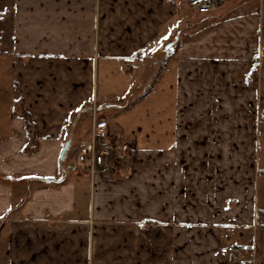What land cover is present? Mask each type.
<instances>
[{
  "label": "crops",
  "instance_id": "0c3cea01",
  "mask_svg": "<svg viewBox=\"0 0 264 264\" xmlns=\"http://www.w3.org/2000/svg\"><path fill=\"white\" fill-rule=\"evenodd\" d=\"M192 1L0 0V264H264V0ZM93 114L116 157L90 176L59 155Z\"/></svg>",
  "mask_w": 264,
  "mask_h": 264
},
{
  "label": "built area",
  "instance_id": "2783aa9c",
  "mask_svg": "<svg viewBox=\"0 0 264 264\" xmlns=\"http://www.w3.org/2000/svg\"><path fill=\"white\" fill-rule=\"evenodd\" d=\"M224 0H193L191 7L197 12L206 14L215 10ZM94 110V102L92 111ZM113 139L109 134L107 120L92 116L90 136L79 141L77 145L76 166L79 170L86 171L90 176L103 174L108 169H114L113 161L116 157L112 152ZM228 238V235H227ZM219 253L227 261L240 260L241 250L236 245H225L219 248Z\"/></svg>",
  "mask_w": 264,
  "mask_h": 264
},
{
  "label": "rangeland",
  "instance_id": "374dc122",
  "mask_svg": "<svg viewBox=\"0 0 264 264\" xmlns=\"http://www.w3.org/2000/svg\"><path fill=\"white\" fill-rule=\"evenodd\" d=\"M234 1H237V0H224V1H222L221 2V4H219L218 6H220V5H227V4H229L230 2H234ZM218 6L215 8V10H217V8H218ZM214 10V11H215ZM243 10H245V7L244 8H242L241 9V11H243ZM232 13H235V11L233 10V12ZM263 34H264V30H263ZM264 41V40H263ZM156 60L158 59V57L156 56V57H154ZM153 58V59H154ZM153 59H150L149 60V62H148V65H147V67H145L142 71H141V73H140V75H139V77L140 78H143L144 80L147 78V76H148V74H149V71H150V68H151V65H152V63H153ZM156 68H157V65H155L153 68H152V72H151V74H150V78H152L153 77V74L155 73V71H156ZM262 69H264L263 67H262ZM264 90V89H263ZM141 91H144V88L142 89V88H140L137 92H141ZM263 94H262V97L264 98V92H262ZM99 110H101V109H99ZM98 110V111H99ZM90 131H91V127H90V121H89V117H86L85 119H84V121H82V123H81V135H82V137H88L87 135H89V133H90ZM77 145L78 144H76L75 145V147H73L72 149H70L69 150V153L67 154V157L68 158H70V159H72V162L74 163V162H76V156H77ZM260 163H261V166L264 168V138H262V140H261V142H260ZM66 157V158H67ZM118 162V161H117ZM75 166H76V164H75ZM76 168H77V166H76ZM118 168V167H117ZM121 168V169H120ZM78 169V168H77ZM79 170V169H78ZM120 170V172L123 174L125 171H126V169H124V167L122 168L121 166L118 168V171ZM80 171H82V170H80ZM86 172V171H85ZM117 175V177H119L121 174H119L118 175V172H115ZM100 175V174H99ZM258 204H259V207H260V210H261V212H260V214L262 215V218H261V221H263L264 222V170H263V173H261L260 174V178H259V183H258ZM140 223H142V224H145L144 226L145 227H147V228H149L150 229V231H151V229L155 226V225H157L156 224V222L153 220V219H149V221L148 222H140ZM147 225V226H146ZM143 226V225H142ZM151 233V232H150ZM139 236H141V235H139ZM131 237H132V235H130V239H131ZM123 237H122V233H116V232H110V233H108V234H106V233H104V241H111V240H117V239H122Z\"/></svg>",
  "mask_w": 264,
  "mask_h": 264
},
{
  "label": "trees",
  "instance_id": "16d2710c",
  "mask_svg": "<svg viewBox=\"0 0 264 264\" xmlns=\"http://www.w3.org/2000/svg\"><path fill=\"white\" fill-rule=\"evenodd\" d=\"M212 12H213V11H212ZM212 12H209V13H206V14H203V15H207L206 17H208L209 14H211ZM204 17H205V16H204ZM162 47H163V48L166 47V44H165L164 46H162ZM176 47H177V40H176L175 42H173L169 47H167V48L165 49L167 53L164 52L165 50H164L163 48L161 49V50H163L164 54L161 55L160 57H158L157 60L154 58V59H153V63H152L151 68H150V74H151V72H152V68H153L155 65H157L156 71H155V73L153 74V77H152V79H151V83H150V85H149L144 91H141V92H137V91H138V90H137L138 88H136V89H132V90L130 91V94H129L126 98L120 100V101L117 103L118 107H119L120 105H122V106L120 107L121 109H127V108L131 107V105H132L135 101L139 100V99L142 98L146 93L149 92V90L151 89V87H152L154 81L157 79V77H158L160 71L165 67V65L167 64V62H168V61L171 59V57H172L171 54H170L171 52H169V50H170L171 48H174V49H175ZM262 120H263V122H264V111H263ZM68 153H69V151H68V149H67V152H66L65 157H67V154H68ZM65 157H64V159H63L62 161L65 160ZM62 161H61V162H62Z\"/></svg>",
  "mask_w": 264,
  "mask_h": 264
},
{
  "label": "water",
  "instance_id": "95a60500",
  "mask_svg": "<svg viewBox=\"0 0 264 264\" xmlns=\"http://www.w3.org/2000/svg\"><path fill=\"white\" fill-rule=\"evenodd\" d=\"M166 47H169V44L166 46ZM69 145H70V139H68L65 143H64V146L60 152V155H59V160L62 161L66 155V152H67V149L69 148ZM42 181L44 182H54L57 180L56 177H44V178H41Z\"/></svg>",
  "mask_w": 264,
  "mask_h": 264
}]
</instances>
